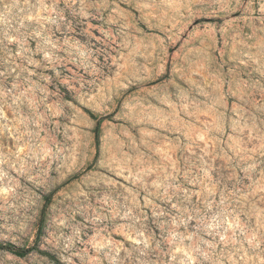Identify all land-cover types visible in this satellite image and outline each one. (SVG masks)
<instances>
[{"label": "rangeland", "instance_id": "obj_1", "mask_svg": "<svg viewBox=\"0 0 264 264\" xmlns=\"http://www.w3.org/2000/svg\"><path fill=\"white\" fill-rule=\"evenodd\" d=\"M38 234L0 264H264V0H0V244Z\"/></svg>", "mask_w": 264, "mask_h": 264}, {"label": "trees", "instance_id": "obj_2", "mask_svg": "<svg viewBox=\"0 0 264 264\" xmlns=\"http://www.w3.org/2000/svg\"><path fill=\"white\" fill-rule=\"evenodd\" d=\"M92 118L93 116L90 115ZM96 120V127L94 129V134H95V140H96V143L98 142V133H99V127H100V123L102 121V119H95ZM47 202L49 201V198H46L45 199ZM41 218L39 219V225L41 226ZM38 241H39V234L36 238V241L34 243V245H32L31 247H28V248H17L15 247L14 245L12 244H0V251H5V252H8L12 255H15L17 257H25L27 256L28 254H30L31 252L35 251V252H38L39 254H42V255H45L47 257H49L50 259L52 258L49 254L43 252V251H40L38 249Z\"/></svg>", "mask_w": 264, "mask_h": 264}]
</instances>
